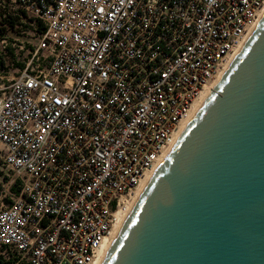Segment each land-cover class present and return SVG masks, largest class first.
Segmentation results:
<instances>
[{"label": "built area", "instance_id": "2783aa9c", "mask_svg": "<svg viewBox=\"0 0 264 264\" xmlns=\"http://www.w3.org/2000/svg\"><path fill=\"white\" fill-rule=\"evenodd\" d=\"M263 16L264 0H0V48L40 31L13 80L0 70V162L15 177L0 248L22 264L98 259Z\"/></svg>", "mask_w": 264, "mask_h": 264}, {"label": "water", "instance_id": "95a60500", "mask_svg": "<svg viewBox=\"0 0 264 264\" xmlns=\"http://www.w3.org/2000/svg\"><path fill=\"white\" fill-rule=\"evenodd\" d=\"M103 264H264V16Z\"/></svg>", "mask_w": 264, "mask_h": 264}, {"label": "rangeland", "instance_id": "374dc122", "mask_svg": "<svg viewBox=\"0 0 264 264\" xmlns=\"http://www.w3.org/2000/svg\"><path fill=\"white\" fill-rule=\"evenodd\" d=\"M38 25L34 22L28 25V30H26V34L24 36L17 37L16 43L20 48H12L9 47L7 50L0 48V70L5 69V75L9 80H13L18 75V68H21L26 61V58L29 57V53L35 49V45L37 43L38 33ZM11 37L12 34H8L5 37ZM2 37V36H1ZM10 82V81H7ZM15 177L12 172L6 171V168L0 162V182L2 183V187L0 189V206L4 204L7 206L10 202V197L7 193L9 189V185L7 183L9 180L12 182ZM18 189V188H16ZM10 253L15 254V252L10 249Z\"/></svg>", "mask_w": 264, "mask_h": 264}, {"label": "bare ground", "instance_id": "6f19581e", "mask_svg": "<svg viewBox=\"0 0 264 264\" xmlns=\"http://www.w3.org/2000/svg\"><path fill=\"white\" fill-rule=\"evenodd\" d=\"M228 70V69H227ZM226 70V72H227ZM225 72V73H226ZM224 73V74H225ZM223 74V76H224ZM223 76L217 81V83L214 85V87L207 89L201 100L194 106L193 111L191 112V115L188 117L187 121L184 123V126L182 128V131L184 130V128L190 123V121L192 120V118L195 116V114L199 111V109L201 108V106L204 104L205 100L211 95V93L214 91L215 87L218 85V83L220 82V80L223 78ZM181 131V133H182ZM180 133V135H181ZM180 135L178 137L175 138V140L173 141L172 146L169 148V150L173 147V145L176 143V141L178 140V138L180 137ZM157 167L155 168V170L149 175V177L147 178V180H145L143 182V184L140 186L137 196H136V200L135 202L138 200V198L140 197V195L142 194V192L144 191V189L146 188L147 184L149 183L150 179L152 178L153 174L155 173ZM133 204V205H134ZM132 205V206H133ZM132 206H130L132 208ZM131 208L128 210V212L126 214H122L119 216L118 222L115 225L110 237L105 241L103 249L98 257V259H96L92 264H103L108 252L111 250L123 224L125 223L127 217L129 216V213L131 211Z\"/></svg>", "mask_w": 264, "mask_h": 264}, {"label": "trees", "instance_id": "16d2710c", "mask_svg": "<svg viewBox=\"0 0 264 264\" xmlns=\"http://www.w3.org/2000/svg\"><path fill=\"white\" fill-rule=\"evenodd\" d=\"M2 184L0 183V189ZM0 264H22L18 263V258L15 254L10 253L6 248H0Z\"/></svg>", "mask_w": 264, "mask_h": 264}]
</instances>
